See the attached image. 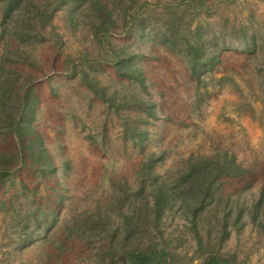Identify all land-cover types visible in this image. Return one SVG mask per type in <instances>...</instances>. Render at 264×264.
Wrapping results in <instances>:
<instances>
[{
    "label": "rangeland",
    "instance_id": "obj_1",
    "mask_svg": "<svg viewBox=\"0 0 264 264\" xmlns=\"http://www.w3.org/2000/svg\"><path fill=\"white\" fill-rule=\"evenodd\" d=\"M139 1L149 5L143 7L146 14L152 12L160 18L158 13L168 0ZM201 7L190 9L192 28L199 22H209L212 29L204 34L219 37L211 47L220 53L213 71L200 70L201 83L197 84L184 60L155 40L150 27L145 35L139 29L126 36L121 33L122 16L117 10L121 8L115 6L113 15L118 26L109 38L136 56L135 63L146 76L149 98L158 106L160 117L144 123L138 119H146L145 115L131 109L117 114L80 78L66 75L67 55H103L90 27L95 13L90 16L89 1L77 11L66 6L56 14L54 24L64 42L61 53L54 50L52 42L36 35L34 21L25 28L31 36L24 44L12 36L20 17L4 21L0 5V69L9 66L15 71L13 80L34 79L38 108L33 127L55 168L44 172L32 166L31 160L18 159L13 170L0 177V264H99V240L75 239L67 235L66 228L77 215L105 207L112 179H126L135 187L144 153L165 152L155 171L161 179H168L190 155H211L216 149L229 151L241 165L254 170L249 188L236 180L225 184V192L247 208L241 220L235 212L231 215L229 238L219 250L236 255L240 264H264V216L255 225L249 218L251 204L264 186V109L260 100L252 103L256 112L241 107L257 97L258 92L256 96L251 93L250 84L256 87L259 60L264 67V0H205ZM86 13H90L88 18H84ZM235 24L256 33L258 61L246 55L241 43L230 39L228 34ZM224 31V41L230 46L222 44ZM241 36L240 32L236 34L238 39ZM95 69L92 75L107 88L108 95L118 99L137 91L138 85L119 79L110 65L100 63ZM225 76L228 80L221 81ZM124 120L147 129L149 138L137 146L125 140ZM3 131L0 152L16 151L17 139L3 136ZM183 224L175 213L165 217L170 234L176 235Z\"/></svg>",
    "mask_w": 264,
    "mask_h": 264
},
{
    "label": "trees",
    "instance_id": "obj_2",
    "mask_svg": "<svg viewBox=\"0 0 264 264\" xmlns=\"http://www.w3.org/2000/svg\"><path fill=\"white\" fill-rule=\"evenodd\" d=\"M87 1L88 12L92 14L83 15L88 18L95 13V21L90 23V27L94 39L103 48V55L90 57L85 54L79 58L67 55L65 72L70 78H80L94 96L109 108H115L117 114L131 109L140 116H146V119H138V122L144 123L160 117L157 102L149 98L146 76L135 63L136 56L126 48L115 45L109 38L118 26L113 15L115 6L121 8L117 9L122 16L121 33L126 36L139 29L145 35L150 27V34L155 40H160L166 49L184 60L197 84L201 83L200 70L215 69L214 63L219 60L220 52L211 46L215 43L213 40L219 37L214 33L210 34L211 37L204 34L212 29L209 22H199L192 28L193 19L189 14L191 7L202 8L205 0H183L181 3L168 0L158 13L160 18L155 13L150 14L152 12L146 14L143 7L149 5L139 0H118L109 4L102 0H0V5L4 21L20 17L11 31L12 36L24 44L31 36L25 28L31 26L30 20L34 21L38 27L36 35L52 42L54 50L61 53L64 42L54 24L56 14L66 6H73L77 11ZM247 29L235 24L228 35L243 45L247 56L259 60L258 38L255 32ZM239 32L242 35L240 39L236 37ZM221 34L222 44L226 46L224 40L227 35L225 31ZM261 51L264 53V47H261ZM25 61L36 66L29 59ZM100 63L110 65L116 76L128 81L131 86L138 85L135 88L137 91L120 95L118 99L108 95L107 88L101 86L92 75ZM256 66L259 78L256 87L251 82L250 90L253 94L258 92L257 97L241 105L255 112L257 108L252 103L256 100L261 101L264 109L262 61L259 60ZM14 74L16 72L9 66L0 69V130L5 131L3 136L8 134L18 141L16 151L0 152V177L13 170L18 159L31 160L32 166L44 172L54 171L43 141L33 127L38 108V98L33 94L34 79L13 80L11 76ZM226 80V76L221 78V81ZM123 137L135 146L142 145L149 138V131L135 122L124 120ZM164 153H144L136 171L138 180L135 187L126 179H112V191L105 207L77 215L67 226V235L82 241L99 240V264H240L236 255L223 254L219 249L229 238L231 215L235 212L237 220H241L247 207L239 200L232 199L224 187L227 182L236 180L249 188L253 183L254 170L241 165L229 151L216 149L211 155H190L172 176L161 179L155 169L164 160ZM174 213L184 222L183 228L176 230V235L168 233L164 225L165 217ZM249 215L253 225L261 223L259 218L264 216V186L259 198L251 204Z\"/></svg>",
    "mask_w": 264,
    "mask_h": 264
}]
</instances>
